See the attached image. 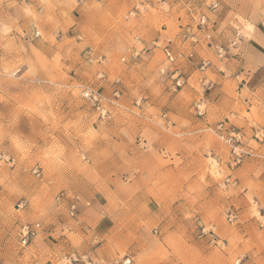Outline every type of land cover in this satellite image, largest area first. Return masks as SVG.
Masks as SVG:
<instances>
[{
  "label": "rangeland",
  "instance_id": "rangeland-1",
  "mask_svg": "<svg viewBox=\"0 0 264 264\" xmlns=\"http://www.w3.org/2000/svg\"><path fill=\"white\" fill-rule=\"evenodd\" d=\"M0 149L1 264H264V0H0Z\"/></svg>",
  "mask_w": 264,
  "mask_h": 264
},
{
  "label": "built area",
  "instance_id": "built-area-1",
  "mask_svg": "<svg viewBox=\"0 0 264 264\" xmlns=\"http://www.w3.org/2000/svg\"><path fill=\"white\" fill-rule=\"evenodd\" d=\"M216 7H217V4L213 5L212 8H216ZM207 24H208L207 15L206 14H201V16L199 18V23H198L197 28L199 30L203 31L204 28L207 26ZM192 29H193V24H186L184 27L181 26V33L178 35V37L181 36V38L185 39L186 41L187 40H190L191 43H193V44L198 43V38L195 35V33L192 32ZM207 37L209 38L210 37V34H207ZM173 42H174V39L173 38H167L162 43H160L159 40H155L153 42V45H155L157 47H161L164 55L166 56L167 61L170 64L176 63L177 60L180 57L185 56L183 52H180L179 54H176L174 52V50L172 48ZM192 56H193V52H190L189 53V57H192ZM175 74H177V72H175ZM182 83H183V81H182L181 77H179L177 75L176 82H175V86H182ZM87 94L88 95L89 94L92 95L96 100H98V97H97V95H96L95 92L88 91ZM105 112L106 111L104 110L103 113H105ZM2 165H9V166L15 165V158H13L10 154H8L7 152H5V151H3V150L0 149V166H2ZM31 171L36 176H40L41 175V170H40V168L38 166H34L31 169ZM26 205H27V200L22 199L18 203V208L19 209H23ZM69 214L73 218H76L77 217V204L74 201L70 204ZM39 227H40V224L39 223L35 224V226L26 225V226L23 227V229L21 230V235H20L21 243H22L23 246L27 245L31 241V239L33 238V236L36 233V230H38ZM73 260L74 261H77L78 258L77 257H74ZM72 262H71V264H73ZM124 263L125 264L131 263V259L130 258H127L124 261ZM84 264H93V262L92 261H88V262L84 261Z\"/></svg>",
  "mask_w": 264,
  "mask_h": 264
},
{
  "label": "crops",
  "instance_id": "crops-1",
  "mask_svg": "<svg viewBox=\"0 0 264 264\" xmlns=\"http://www.w3.org/2000/svg\"><path fill=\"white\" fill-rule=\"evenodd\" d=\"M167 1V0H166ZM153 31V30H152ZM155 33H156V35H157V32L155 31ZM155 33H154V31H153V34H154V36H155ZM260 35V34H259ZM259 35H257L259 38H260V36Z\"/></svg>",
  "mask_w": 264,
  "mask_h": 264
}]
</instances>
